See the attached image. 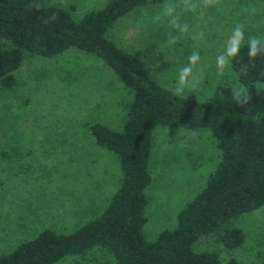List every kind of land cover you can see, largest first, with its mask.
<instances>
[{
    "label": "rangeland",
    "instance_id": "obj_1",
    "mask_svg": "<svg viewBox=\"0 0 264 264\" xmlns=\"http://www.w3.org/2000/svg\"><path fill=\"white\" fill-rule=\"evenodd\" d=\"M106 1L43 3L79 18ZM238 27L243 40L264 43V0H168L133 9L108 34L144 60L161 86L204 100L215 86L234 80L227 49ZM185 69L191 71L182 80ZM14 76L15 87L0 90V254L45 228L72 232L104 208L119 183L118 160L89 141L85 124L121 131L133 96L101 61L74 50L56 58L26 56ZM219 157L207 129H154L149 158L154 178L146 188L148 240L174 226L178 210L198 193ZM234 223L245 234L241 248L227 252L213 237L196 248L216 251L223 261L233 256L240 264H257L264 206ZM74 261L66 257L54 264Z\"/></svg>",
    "mask_w": 264,
    "mask_h": 264
},
{
    "label": "trees",
    "instance_id": "obj_2",
    "mask_svg": "<svg viewBox=\"0 0 264 264\" xmlns=\"http://www.w3.org/2000/svg\"><path fill=\"white\" fill-rule=\"evenodd\" d=\"M168 0H107L79 18L43 0H0V90L16 85L14 72L26 56L56 58L68 51L98 59L133 91L121 131L86 122L96 147L116 156L120 178L106 205L72 232L45 228L0 254V264H54L73 257L74 264H240L225 261L196 245L213 237L227 252L242 247L245 234L235 220L264 206V43L255 57L249 41L229 57L232 83L215 86L204 100L181 96L161 86L146 62L119 47L108 35L113 24L137 7ZM246 90L247 99L234 92ZM157 127L207 129L220 157L198 193L177 212L173 227L154 239L144 234L146 188L152 133ZM256 252L264 264V235ZM93 252L102 254L95 256Z\"/></svg>",
    "mask_w": 264,
    "mask_h": 264
},
{
    "label": "clouds",
    "instance_id": "obj_3",
    "mask_svg": "<svg viewBox=\"0 0 264 264\" xmlns=\"http://www.w3.org/2000/svg\"><path fill=\"white\" fill-rule=\"evenodd\" d=\"M244 39V36H243V33L242 31L240 30V28L238 27L235 32H234V35L233 37L231 38V41H230V46L228 47L227 49V55L229 57H235L239 54V51H240V47H241V43ZM260 43V41L258 40H250L249 41V45H250V48H251V51H250V55L255 57L257 55V52H258V47L257 45ZM195 57L192 58L193 60V63L195 62ZM226 63V59L225 57L221 56L218 58V64L223 67L224 64ZM191 69H185L184 70V75L182 76V80L187 76L188 73H190ZM241 95H244L245 96V99H247V93H246V90H241V92H234L233 93V97L234 99L237 101V103H240V97Z\"/></svg>",
    "mask_w": 264,
    "mask_h": 264
},
{
    "label": "crops",
    "instance_id": "obj_4",
    "mask_svg": "<svg viewBox=\"0 0 264 264\" xmlns=\"http://www.w3.org/2000/svg\"><path fill=\"white\" fill-rule=\"evenodd\" d=\"M109 33V32H108ZM109 35V34H108ZM106 66V65H105ZM107 67V66H106ZM108 68V67H107ZM108 70L110 71V69L108 68ZM111 72V71H110ZM112 74H114L113 72H111ZM115 75V74H114ZM116 76V75H115ZM117 77V76H116ZM118 78V77H117Z\"/></svg>",
    "mask_w": 264,
    "mask_h": 264
}]
</instances>
